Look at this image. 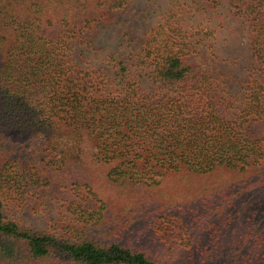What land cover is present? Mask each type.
Here are the masks:
<instances>
[{
  "label": "trees",
  "instance_id": "trees-1",
  "mask_svg": "<svg viewBox=\"0 0 264 264\" xmlns=\"http://www.w3.org/2000/svg\"><path fill=\"white\" fill-rule=\"evenodd\" d=\"M133 1L0 0V264H264V0H176L95 62ZM222 4L249 48L235 88L179 17ZM55 186L79 198L64 219L27 222Z\"/></svg>",
  "mask_w": 264,
  "mask_h": 264
},
{
  "label": "rangeland",
  "instance_id": "rangeland-1",
  "mask_svg": "<svg viewBox=\"0 0 264 264\" xmlns=\"http://www.w3.org/2000/svg\"><path fill=\"white\" fill-rule=\"evenodd\" d=\"M175 1L134 0L119 19L112 24L102 26L94 43L96 48L102 47V51L91 58L101 63L102 55L108 52H115L117 56L136 53L146 30L153 26L161 13L171 8ZM179 17H182L186 26L192 30H212L209 31L210 34L208 33L206 49L218 55V60L214 64L216 72L225 73L230 79L228 85L231 88L237 87L235 82L238 75L245 73L249 60V48L240 21L230 15L227 5L222 4L204 12H194L185 5ZM90 56L94 55L90 54ZM67 184L68 189L71 188L70 182ZM73 192L75 191L72 189L71 191L59 190L56 186L45 188L27 196L19 209L22 210V216L27 222L46 229H55L56 219H64L63 212L66 209L64 200L70 197L77 198L72 194Z\"/></svg>",
  "mask_w": 264,
  "mask_h": 264
}]
</instances>
